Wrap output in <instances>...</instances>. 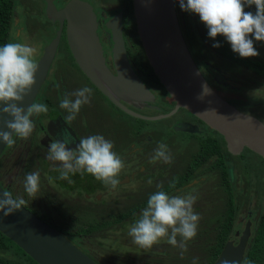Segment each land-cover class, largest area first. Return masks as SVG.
I'll return each instance as SVG.
<instances>
[{"label":"flooded vegetation","instance_id":"obj_1","mask_svg":"<svg viewBox=\"0 0 264 264\" xmlns=\"http://www.w3.org/2000/svg\"><path fill=\"white\" fill-rule=\"evenodd\" d=\"M53 1L56 7L61 9L69 0ZM83 1H87L93 6L90 1ZM128 1L115 0L117 2L116 6L113 3L110 4L112 5L111 12H113L112 15L120 11L123 12V34L128 59L134 71L149 88L151 94L148 99H141L130 95L117 86L115 96L121 104L138 113L139 116L115 104L83 71L69 46L66 31L67 20H65L51 68L34 100L35 103L46 104L49 111L47 114L32 117L35 128L29 138L14 137L15 143L11 146L7 145L2 152L0 156L1 184L17 200L24 199L25 207L68 238L98 264H114L111 260L105 261L94 244L98 241L99 234L107 238L112 235L115 211L113 206H110L98 218L97 212H92L95 215L93 219L80 218V215H84L81 211L82 202L94 203L97 199H104L102 202L114 203V200H112L114 197L118 202L127 206L124 210L121 209L122 212H130L132 206L138 207L141 212L146 207L150 194L159 190L158 185H162L163 190L168 192L171 189V184L177 181L181 183V186H177L175 189L178 192L181 190L185 192L188 186L201 182L204 184L209 175L212 176L214 184H209L205 190L193 192L198 197L197 203H201V205H198V209L202 220L198 226L199 236L187 243H195L196 240H200L214 232L211 231L213 227H224L226 223L232 227V231L228 233L226 243L233 241L238 244L248 223H250L248 242L251 241L255 228L258 226V211L263 206V202L260 200V196L257 195L256 188L253 185L255 178L249 176L257 175V173L252 171L248 175L245 172L246 162L244 161L245 158L243 159V154L252 152V150L250 151L246 147L240 153L231 152L222 133L189 109L177 105V101L167 91L150 64L139 32V36L134 35L131 27H127L130 13L126 10L124 3L127 4ZM40 3L44 5V11L48 16L46 11L47 0H42ZM175 4L180 25L191 53L211 86L243 112L256 116L260 115L262 118L264 116V93L258 95L262 103L259 105L257 101L258 89L250 91L253 86L243 83L241 78H250L251 75H253L252 78L258 76L264 78V68L256 64L257 59L264 60V51H258L260 55L256 57H240L232 50L231 45L223 36H217L215 40L209 37L207 27L201 22L197 14L182 10L178 0H175ZM38 5L40 6L39 3ZM93 9L95 10L94 6ZM245 11L255 13L256 7L253 5L250 7L245 6ZM33 13L31 11L32 15ZM28 14L25 11L21 12L20 15L18 13L15 15L12 42L26 43L36 47L35 59L38 62L44 53L45 47L57 35L61 23L48 16L51 18L50 23L55 25V29L53 31L48 30L46 34L39 36V39H34L27 32V17L25 15ZM133 14L135 17L134 6ZM186 17L189 18L188 22ZM98 20L97 32L102 45V54L107 67L115 74L117 69L112 57L114 44L111 31L106 27L108 19L103 21L98 17ZM29 32L31 33V30ZM197 37L199 41L195 46L194 41ZM251 38L256 49L262 48L264 50V41H256L254 37ZM214 43H219L220 47H213ZM85 55L88 57V54ZM54 62L55 65L60 67L59 74L53 71L55 70ZM245 62H248L250 66L245 65ZM225 65L233 66L234 71L225 70L223 68ZM153 72L155 75H153ZM102 77L106 80L104 76ZM235 78L239 80L238 83ZM80 81L83 85L93 87L91 88L92 95L94 99L96 98L94 103L97 104L99 110H104L107 113H101V119L106 121V125L99 123L97 111L93 117L91 116L89 103L82 106L75 120L67 121L65 119L68 113L59 107L60 101L66 94H70L82 86ZM232 88H235V91H226L232 90ZM233 92L237 93L238 103L236 99L234 101L227 97ZM246 93L254 95L250 101L241 98ZM173 133H182V135L174 139L172 137ZM94 134L103 135L107 139L111 136L114 151L124 161L125 166L118 176L120 184L115 189L106 187L101 181L95 184L94 181L98 180L87 173L83 175L77 173L71 176L73 183L61 180L59 172L56 170L59 167L58 162L47 159L50 142L61 140V142H66L71 150L78 147L82 138ZM161 142L165 143L170 150L172 156V163L170 164L162 161L155 164L149 162L150 156ZM185 143L192 145V153L190 155L187 153L186 157H184L179 145ZM176 162H178L177 166L173 168ZM33 171H38L40 174V190L36 198L29 197L23 187L26 174ZM177 171L178 174L176 175L175 172ZM164 176L169 178L165 186L163 185L165 183L161 184L160 182V179ZM79 178L85 180L84 188H77L80 187L76 185ZM247 180L248 183L250 181V185L247 184ZM126 188L134 189V191L129 192ZM248 191H251V193L246 196ZM229 194L235 199L234 206L230 204ZM135 200L137 201L134 202ZM241 203L242 209L245 203L247 204L243 212H239ZM62 205L64 206L63 209ZM211 208L214 211L220 208L222 210L218 211L217 215L213 213V218H210L208 215ZM62 210H64V214H62ZM203 213L207 216H204ZM84 216L87 217V215ZM120 223L115 222V224ZM3 235L5 234L3 233ZM220 235L215 233L214 239L217 237L215 239L217 241L218 238L222 237ZM5 236L9 238L7 235ZM13 242L17 244L15 241ZM100 244H102L101 241ZM159 244H165L164 246H167V249L154 245L155 249L159 248V251L154 252L152 249L149 253L151 257L169 258L171 252L176 254L172 246L168 245L166 239L156 245ZM14 252L9 251L5 255L11 258L16 255ZM219 256L212 257V264L217 261Z\"/></svg>","mask_w":264,"mask_h":264},{"label":"water","instance_id":"obj_2","mask_svg":"<svg viewBox=\"0 0 264 264\" xmlns=\"http://www.w3.org/2000/svg\"><path fill=\"white\" fill-rule=\"evenodd\" d=\"M133 6L148 60L177 105L189 109L222 133L231 152L240 153L247 147L264 159V120L243 112L208 82L185 39L175 0H133ZM46 11L49 17L60 21V29L37 62L39 72L36 85L24 102H18L19 106L27 110L34 102L51 68L62 26L67 20L68 43L83 71L115 104L139 116L121 104L115 96L117 86L141 99H148L151 94L128 59L123 34V12L120 11L106 21L114 44L112 57L117 69L114 74L105 63L97 32L99 20L89 2L69 0L58 9L53 0H47ZM9 119L10 116L0 112V130H8L6 122ZM6 146V143L0 142V156ZM4 193L10 194L0 182V198H3ZM10 197L17 200L11 194ZM249 225L238 244L233 241L225 244L214 264H223L225 259L241 264L250 236ZM0 231L39 264H98L24 205L7 216L0 212Z\"/></svg>","mask_w":264,"mask_h":264},{"label":"clouds","instance_id":"obj_3","mask_svg":"<svg viewBox=\"0 0 264 264\" xmlns=\"http://www.w3.org/2000/svg\"><path fill=\"white\" fill-rule=\"evenodd\" d=\"M182 10L195 13L208 29V36L215 40L223 36L232 50L242 58L259 56L253 39L264 41V0H178ZM255 5V13L245 11V6ZM213 47H220L214 43ZM37 49L26 43L9 42L0 46V112L11 117L6 122L5 130H0V142L11 146L14 137L27 139L34 131V116L47 114L49 109L44 103H31L25 108L19 106L37 83L39 65L36 62ZM92 89L84 86L60 101L59 107L66 110L67 121L76 119L82 106L90 103ZM47 159L58 162L61 180L74 181L71 176L80 173L90 174L106 187L115 189L120 180L118 176L125 164L114 151L112 141L103 135L94 134L82 138L75 149H69L66 142L55 140L48 146ZM158 161L170 164L172 156L168 146L161 142L149 158L155 164ZM151 183V181H149ZM29 197L36 198L40 190V174L33 171L26 174L23 182ZM156 192L150 194L146 207L139 218L129 225L128 235L132 242L144 249L166 239V242L180 249L181 257L187 251V242L198 234L200 215L194 211L197 196L170 195L158 185ZM24 199L13 200L10 194L4 193L0 198V212L5 216L19 210ZM179 237V239H178ZM193 264H197L196 259ZM223 264H235L225 259Z\"/></svg>","mask_w":264,"mask_h":264},{"label":"rangeland","instance_id":"obj_4","mask_svg":"<svg viewBox=\"0 0 264 264\" xmlns=\"http://www.w3.org/2000/svg\"><path fill=\"white\" fill-rule=\"evenodd\" d=\"M90 1L93 6L95 7V10L97 12V15L99 17V19H102L103 21L105 19H109L110 17H112V5H110L111 3H113L116 6L115 0H88ZM118 1V0H117ZM42 0H17V4H16V12L20 15L21 12H28V15H25L26 18V25H27V32L28 35L34 39H39V36L46 34L48 32V30L53 31V29H55V25H53L52 23H50L51 18H49L46 14V12L44 11V5H41ZM38 3L40 4V6L38 5ZM31 11H33V15L31 14ZM39 11V12H38ZM112 15V16H111ZM134 15H133V11L131 10L130 13V17L129 19H133ZM31 30V33L29 32ZM130 43V41H129ZM31 44V42H30ZM36 48V47H35ZM257 51H264L262 50V48H257ZM245 65H249L250 64L248 62H245ZM54 66H55V70H53L55 73L60 72V67L58 65H55L54 62ZM223 68L227 71H234L233 66H223ZM251 75V74H249ZM253 75H251L250 78H241L242 82L248 85H252L253 87L250 88V91L254 90V89H258V93H257V101L259 102V105H261L262 103L260 102L259 96L258 95H263L264 93V78L262 77H255L252 78ZM235 81H237L238 83V79L235 78ZM81 85L79 88H82L84 86L88 85H83L82 82L80 81ZM78 88V89H79ZM90 88H93L90 86ZM226 91H235V88H232V90H226ZM255 93V92H252ZM256 94V93H255ZM254 95H252L251 93H246L244 96H242L241 98H244L248 101H250L253 98ZM227 97H230L231 99H233L235 101V99L237 98V93L233 92L231 93V95H227ZM96 99V98H95ZM93 98V95L90 98V111H91V116L93 117L95 112L97 111V114L99 116V123H102L104 125H106V121L101 119V116L103 114H107L104 110H99L98 106L96 103H94L96 100ZM237 103L239 102V99H236ZM255 104V103H253ZM260 116V115H259ZM111 124V123H110ZM182 133H173L172 137L175 139L176 137L181 136ZM184 137V135H183ZM107 139V138H106ZM110 141L113 142L112 137L110 136V138L108 139ZM181 147V150L183 152L184 157L188 155H190L192 153V145H190L189 143H185V144H179ZM245 158V159H244ZM243 159L246 162V168H245V172L249 175L252 171H254V173H257V175H249V176H254L255 181L253 182V185L256 188V192L257 195L260 196V198L262 197L264 199V159L259 155L257 156L255 153L253 152H246L245 154H243ZM177 163L174 165L173 168H175L177 166ZM176 175L178 174V171L175 172ZM175 176V175H174ZM246 178V177H245ZM169 181V178L167 176H164L160 179L161 184H163L164 186L166 185V183ZM76 182V181H75ZM85 180H82L81 178L78 179V182L76 183V185H79L80 187H77L79 189L84 188ZM90 182H92V180H90ZM100 181H94L95 184H98ZM250 183V181H249ZM248 180H247V184ZM209 184H214V180L212 179V176H208L205 183L202 184L201 183H196L193 184L191 186L187 187V190H181L180 192H178V190H176L175 188L177 186H181V183L179 182H173V184H171V189L168 190V193L170 195H186L188 193H192L197 191V190H205L207 188V186ZM250 185V184H249ZM127 191L131 192L134 191V189H130V188H126ZM251 193V191L247 192L248 196ZM245 196V197H246ZM229 198H230V204L232 206H234L235 203V199L233 197H231V194H229ZM204 199V198H203ZM112 200H114V203H108V202H102L104 201V199H97L96 202L91 203L89 201H85L82 202L81 204V211L84 215H80V218H87V219H93L95 218V215L92 212H97V218L99 216H101L103 213L106 212V210L110 207L113 206V209L115 211V214L121 213V209L124 210L125 208H127L126 205L120 203L117 201L116 198H112ZM137 200H135L134 202H136ZM198 202V197L196 200V203L194 204V211L196 213H198L200 215V211L198 209V205H201L197 203ZM212 204V203H210ZM247 204L245 203L244 208H246ZM64 208V206L62 205V209ZM226 209V207H224ZM242 209V203L240 204V210L239 212H243L244 210ZM222 210V208L218 209L217 211H214L212 208L209 211V215L210 218H213L212 215L213 213H215L217 215V212ZM62 214H64V210L61 211ZM80 213V212H79ZM140 211L138 209V207L136 206H132V210L128 213V217L126 220H124V222L121 224H115L113 225V231H112V235L109 236V238L107 237H102L100 236L101 234H99L98 236V241L95 242V247H97V251H99V253H101L102 257L104 258L105 261L107 260H111L114 264H193V260L196 259L197 264H212V259H209V254L206 250H204L203 246H205L206 244H208L207 242H203L202 247L195 245V244H189L187 243V251L183 254V257H181V252L179 248L173 247V250L176 254H173V252H171V257L169 258H164L162 256H150L151 254H149L151 252V250L153 249L154 252L155 251H159V248L157 247V249H155V247L153 246L150 249H144L141 248L137 245H135L132 242V238L128 235V228L129 225H131L132 223H134V221H136L139 218L140 215ZM204 216H207V214H204ZM202 217L200 216V221L199 223H201ZM250 221V220H248ZM205 228V227H204ZM216 232H212L211 233V237L213 238V240H211V244L216 243V240L214 239V235ZM197 236H199V234H197ZM208 236V235H207ZM202 239L198 240V243L201 241ZM100 241L102 242V244H100ZM165 244H159V245H155V246H159L162 249L165 248L167 249V246H164ZM169 245V244H168ZM171 248V247H170ZM169 248V249H170ZM12 253V251H10ZM158 253V252H157ZM156 254V253H155ZM13 264H17V263H13ZM264 264V262H263Z\"/></svg>","mask_w":264,"mask_h":264},{"label":"trees","instance_id":"obj_5","mask_svg":"<svg viewBox=\"0 0 264 264\" xmlns=\"http://www.w3.org/2000/svg\"><path fill=\"white\" fill-rule=\"evenodd\" d=\"M16 4L17 0H0V46H2L5 43L12 42L13 40V31H14V25H15V15L16 13ZM126 10H128V13H131V10L133 11V4L132 0H129L128 3H124ZM255 6V5H253ZM124 8V9H125ZM134 15V14H133ZM131 21V22H129ZM186 21H189V18L186 17ZM132 29V34H138L137 30V22L135 17L133 19L128 20V26ZM197 41H199V38H195V46ZM256 64L258 66H262L264 68V60L257 59ZM153 75L154 72H153ZM261 118L260 116H257ZM264 120V116L261 118ZM251 151V149H250ZM254 152V151H252ZM257 156H259L257 153H255ZM260 200L263 202V206L258 211L259 215V221L258 226L255 228V233L253 234V237L251 241L248 242L246 252L244 255V258L241 262V264H263L264 262V200L263 198H260ZM261 204V205H262ZM128 212H121L118 214L113 215V222L117 223H123L124 220L128 217ZM228 214L226 215V217ZM216 232V234L222 236L221 238H218L216 243L211 244V233L202 238V240L198 243V240H196L195 245H198L202 247L203 242H207L205 246H203L204 250H206L209 254V259L212 257H218L221 253L222 249L225 246L226 240L228 238V233L232 231V227L226 223L224 227H213L211 231ZM217 239V237H215ZM11 243V244H10ZM9 251H15L16 254L14 257H7L5 255L6 252ZM165 253V252H162ZM171 254V253H170ZM213 262V260L211 261ZM39 264L37 263L32 257H30L21 247H19L17 244H15L12 240L7 238L3 233L0 232V264Z\"/></svg>","mask_w":264,"mask_h":264}]
</instances>
